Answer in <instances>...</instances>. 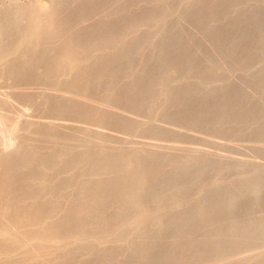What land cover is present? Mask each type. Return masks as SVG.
<instances>
[{"label":"rangeland","instance_id":"1","mask_svg":"<svg viewBox=\"0 0 264 264\" xmlns=\"http://www.w3.org/2000/svg\"><path fill=\"white\" fill-rule=\"evenodd\" d=\"M16 43L0 63V264H264V0H0V54ZM211 179L221 206L228 195L252 204L230 219L212 209L186 232L192 192ZM138 187L151 198L131 202ZM163 217L168 230L153 237ZM231 226L235 237L251 227L255 241L228 247Z\"/></svg>","mask_w":264,"mask_h":264},{"label":"bare ground","instance_id":"2","mask_svg":"<svg viewBox=\"0 0 264 264\" xmlns=\"http://www.w3.org/2000/svg\"><path fill=\"white\" fill-rule=\"evenodd\" d=\"M242 7H244V6H242ZM242 7H241V8H242ZM235 9H236V7H235ZM245 9H246V7H245ZM242 10H243V9H242ZM235 13H236V12H235ZM238 14H239V13H238ZM178 15H179V14H178ZM63 16H64V15H63ZM176 17H177V16H176ZM176 17H175V18H176ZM11 18H12V17H11ZM13 18H15V17H13ZM13 18H12V20L9 19V20H10L9 22H11L14 26H15V25H18V26H19V25H20V22H19L18 20L16 21V19L14 20ZM182 18H183V17H182ZM180 19H181V18H180ZM180 19H179V17H178V21H179V22H180ZM6 21H8V20H6ZM176 21H177V19H176ZM12 24H11V25H12ZM31 32H32V31H31ZM35 32H37V31L35 30ZM35 32H34V33H35ZM192 39H193V38H192ZM194 40H195V39H194ZM189 41H190L191 43L193 42V41H191V40H189ZM240 41H243V40L241 39ZM193 43H194V42H193ZM243 43H244V42H243ZM239 44H240V43H239V41H238V45H239ZM238 45H237V46L235 45V46L238 47ZM18 46H19V43H16L15 46H13V47H14L13 49H11V50L8 51V52H3V53H1V54H0V63L3 62V63H5V65H6V63H7V62H6V59L9 57L10 54H12V53H14V52L17 51ZM241 46H242V45H241ZM241 46H240V47H241ZM240 47H239V48H240ZM10 56H11V55H10ZM197 57H198V56H196V58H197ZM3 63H2V64H3ZM8 63H9V62H8ZM8 65H9V64H8ZM24 66H25V65H24ZM24 66H23V67H24ZM3 67H4V64H3ZM25 67H26V66H25ZM25 67H24V68H25ZM190 67H191V66H190ZM190 67H188V68H190ZM24 68H23V69H24ZM191 68H192V67H191ZM18 70H19V68H18ZM25 70H26V68H25ZM21 71H23V70H21ZM17 72H18V71H17ZM18 73H20V72H18ZM21 73H22V72H21ZM14 75H15V74H14ZM15 76H16V75H15ZM260 90H261V89H260ZM262 90H263V89H262ZM26 91L28 92V90H26ZM29 91H31V90H29ZM20 92H21V91H20ZM20 92H19V93H20ZM220 92H221V90H220ZM28 93H29V92H28ZM31 93H32V92H31ZM42 93H43V92H42ZM7 94H9V93H7ZM7 94H5V95H7ZM10 94H12V93H10ZM10 94H9V95H10ZM21 94H22V92H21ZM44 94H45V95H43V94H42V95H43L44 97H47L46 95H48V93L45 92ZM201 94H202V93H201ZM205 94H206V93H205ZM205 94H204L203 96H205ZM12 95H13V94H12ZM16 95H17V94H16ZM31 95H32V94H31ZM42 95H41V96H42ZM58 95H59V94H58ZM58 95H56L55 97H58ZM14 96H15V95H14ZM14 96H13V97H14ZM17 96H18V95H17ZM20 96H21V95H20ZM24 96H26V95L23 93V97H24ZM36 96H37V95H36ZM207 96H208V95H207ZM250 96H251V95H250ZM252 96H253V95H252ZM0 97H1V96H0ZM3 97H4V96H3ZM6 97H7V96H6ZM10 97H11V96H10ZM28 97H30V96H28ZM31 97H32V96H31ZM243 97H244V96H243ZM243 97H242V98H243ZM245 97H246V95H245ZM245 97H244V98H245ZM248 97H249V96H248ZM11 98H12V97H11ZM21 98H22V97H21ZM21 98H20V99H21ZM39 98H40V97H39ZM42 98H43V97H42ZM251 98H252V97H251ZM4 99H5V98H4ZM253 99H254V97H253ZM247 100H248V99H247ZM249 100H250V99H249ZM249 100H248V102L252 101V100H250V101H249ZM3 101H4V100H3ZM5 101H6V100H5ZM5 101H4V102H5ZM237 101H238V100H237ZM242 101H243V100H242ZM4 102H3V103H4ZM248 102H247V104H248ZM5 103H6V102H5ZM5 103H4V105H5ZM237 103H238V102H237ZM239 104H240V103H239ZM239 104H238V105H239ZM241 104H242V103H241ZM245 105H246V104H245ZM250 105H251V104H250ZM7 106H8V105H7ZM108 106H109V105H108ZM235 106H237V104H236ZM240 106H241V105H240ZM2 107H3V106H2ZM243 107H244V106H243ZM107 108H109V107H107ZM2 109H3V108H2ZM2 109L0 108V112H1ZM5 109H6V108H5ZM237 109H240V108L237 107ZM242 109H243V108H242ZM3 110H4V109H3ZM108 110H109V109H108ZM111 110H112V109H111ZM117 111H118V110H117ZM6 112H7V111H6ZM108 112H109V111H108ZM110 112H111V111H110ZM1 113H2V112H1ZM4 113H5V112H4ZM4 113H2V115H3ZM15 113H16V112H15ZM113 113H114V112H113ZM117 113H119V112H116V114H117ZM5 114H6V113H5ZM5 114H4V115H5ZM10 114H11V113H10ZM17 114H19V113H17ZM121 114H122V113H121ZM8 115H9V113L7 114V116H8ZM12 115H13V114H12ZM19 115H20V114H19ZM263 115H264V114H263ZM15 116H16V115H14V117H15ZM119 116H121V115H119ZM122 116H123V115H122ZM10 117H11V116H10ZM19 117H20V116H19ZM2 118H4V116H3ZM5 118H6V117H5ZM14 119H15V118H14ZM0 120H1V119H0ZM7 120H10V119H7ZM16 120H17V117H16ZM0 122H1V124H2V122H3V124L5 123V122L2 121V120H1ZM42 123H43V122H42ZM54 123H55V122H54ZM44 124H45V123H44ZM48 124H49V122H48ZM48 124H45V125H48ZM59 124H60V123H59ZM51 125L53 126L54 124H51ZM63 125H64V124H63ZM78 125H79V124H78ZM49 126H50V125H49ZM49 126H47L48 129H49ZM60 126L62 127L61 124H60ZM60 126L58 125V122H57V124H55L54 127H56L57 130H58V128H59ZM45 127H46V126H45ZM54 127H53V128H54ZM61 127H60V128H61ZM68 127H69V126H68ZM68 127L66 126V128H68ZM64 128H65V126H64ZM50 129L53 131L55 128L52 129V127H51ZM50 129H49V130H50ZM59 130H60V129H59ZM62 130H63V129H62ZM64 130H65V129H64ZM99 132H100V131H99ZM94 139H95V138H94ZM94 139H93V138H92V140H89V139L85 140V139H84V142L82 141V142H83V145H82V146H83V147L85 146V147L88 148V149H89V148L91 149L92 147H96V146H94V145H95L94 143H96V142H93ZM96 139H97V138H96ZM96 139H95L94 141H96ZM79 141H80V140H79ZM77 142H78V141H77ZM82 142H81V143H82ZM74 143H75V142H74ZM78 143H79V142H78ZM101 143H102V142H101ZM137 144H138V143H137ZM72 145H74V144H72ZM78 145H79V144H78ZM96 145H97V143H96ZM105 145H106V144H105ZM113 145H115V144L113 143ZM116 145H117V144H116ZM122 145H123V144H122ZM74 146H75V145H74ZM80 146H81V145H80ZM82 146H81V147H82ZM149 146H150V145H149ZM152 146H153V145H152ZM155 146H156V145H155ZM157 146H158V145H157ZM76 147H77V146H76ZM105 147H106V146H105ZM105 147H103V148H105ZM107 147H110V148L112 147V150H114V151L118 150V148H117L118 146L115 147V146H112V145H110V146L107 145ZM119 147H120V146H119ZM121 147H122V146H121ZM121 147H120V149H121ZM137 147H138V146H137ZM159 147H160V146H159ZM110 148H109V149H110ZM125 148H126V147H125ZM127 148H129V146H127ZM140 148H141V150H142V147H140ZM147 148H148V147H147ZM147 148H146V149H147ZM150 148H151V149L148 148V150H149V151H153V152H152L151 154H150V153H149V154L147 153V155H146L147 157H152L151 155H152L153 153H154V155L157 154V153L155 154V150H154L155 147H150ZM161 148H162V147H161ZM27 149H28V148H27ZM92 149H93V148H92ZM132 149H133V147H132ZM144 149H145V147H144ZM144 149H143V150H144ZM162 149H163V148H162ZM172 149H173V148H172ZM254 149H255V148H254ZM257 149H258V148H257ZM110 150H111V149H110ZM123 150H124V149H123ZM134 150H135V149H134ZM141 150H140V151H141ZM173 150H174V149H173ZM102 151H103V150H102ZM104 151H105V155H107V154H106V151H107V150H104ZM124 151H125V150H124ZM126 151H127V150H126ZM149 151H147V152H149ZM158 151H159V150H158ZM176 151H177V150H176ZM28 152H29V151H28ZM89 152H90V151H89ZM98 152H99V151H98ZM109 152H110V151H109ZM118 152H119V150H118ZM120 152H121V151H120ZM120 152H119V153H120ZM135 152H136V150H135ZM156 152H157V148H156ZM162 152H163V150H162ZM173 152H174V151H173ZM63 153H64V152H63ZM86 153H87V152H86ZM107 153H108V152H107ZM137 153H138V152H137ZM142 153H143V152H142ZM144 153H145V152H144ZM159 153H160V152H159ZM174 153H175V152H174ZM174 153H173V154H174ZM82 154H83V153H82ZM116 154H117V153H116ZM145 154H146V153H145ZM173 154H172V155H173ZM198 154H199V153H197V154L195 153L194 155H190V158H188V160L186 161L187 164L190 165L189 163L192 162L191 159H192V160H193V158L196 159L197 156H198ZM26 155H27V154H26ZM29 155H30V154H29ZM112 155H113V154H112ZM114 155H115V154H114ZM166 155H168L167 152H166ZM169 155H171V154L169 153ZM169 155H168V156H169ZM172 155H171V156H172ZM174 155H175V154H174ZM17 156H18V155H17ZM17 156H16V157H17ZM24 156H25V155H24ZM109 156H111V155H109ZM146 156H145V157H146ZM191 156H192L193 158H192ZM195 156H196V157H195ZM199 156H200V155H199ZM21 157H23V156H21ZM26 157H27V156H26ZM153 157H154V156H153ZM28 158H30V156H29ZM222 158H224V157H222ZM143 159H144V158H143ZM150 159H151V158H150ZM225 159H226V158H225ZM16 160H20V161H21V158H19V159L17 158ZM25 160H26V158H25ZM235 160H236V159H235ZM235 160H233V161H235ZM240 160H241V159H240ZM17 162H18V161H17ZM17 162H16V163H17ZM30 162H32V161H30ZM193 162H194V161H193ZM208 162H209V161H208ZM242 162H243V161H242ZM19 163H22V161H21V162H18V164H19ZM23 163H24V162H23ZM23 163H22V164H23ZM215 163H216V162H215ZM227 163H228V162H227ZM234 163L237 164L238 162H234ZM240 163H241V162H240ZM243 163H244V162H243ZM18 164H17V165H18ZM25 164H27V163H25ZM129 164H130V163H129ZM129 164H128L127 167L132 168V167L129 166ZM131 164H132V163H131ZM131 164H130V165H131ZM184 164H185V163H184ZM184 164H183V165H184ZM191 164H192V163H191ZM245 164H246V163H245ZM248 164H249V161H247V165H248ZM15 165H16V164H15ZM251 165L253 166V163H252ZM251 165H250V166H251ZM23 166H24V165H23ZM25 166H26V165H25ZM28 166H29V165H28ZM28 166H27V167H28ZM132 166H133V165H132ZM228 166H229V164H228ZM15 167H16V166H15ZM123 167H124L125 169L123 168L122 170H124V171H125V170L127 171V169L129 170V168H127L126 166H123ZM221 167L223 168V167H225V166H221ZM226 167H227V166H226ZM16 168H18V167H16ZM23 168H24V167H23ZM228 168H229V167H228ZM19 170H20V167H19ZM222 170H223V169H222ZM124 171H123V173H125ZM223 171H225V170H223ZM15 172H16V171H14V173H15ZM128 173H129V172H128ZM151 173H152V172H151ZM223 173H225V172H223ZM148 174H149V172H148ZM105 175H106V174H105ZM107 175H108V174H107ZM185 175H186V174H185ZM138 176H139L138 179H137V181L139 182L138 184L141 183V185H142L143 182L145 183L144 180H145V179L147 180V178H145V176H150V175H147V174H141V175H140V174H139ZM151 176H152V174H151ZM15 177H16V176H15ZM136 177H137V176H136ZM152 177H153V176H152ZM173 177H174V176H173ZM185 177H186V176H184L183 179H184ZM188 177H189V176H188ZM188 177H186V178H188ZM110 178H111V177H110ZM181 178H182V177H181ZM8 179H9V177H8ZM105 179H106L107 181L110 180L109 178H105ZM108 179H109V180H108ZM175 179H176V178H175ZM238 179H239V178H238ZM148 180H149V179H148ZM148 180H147V181H148ZM185 180H186V179H185ZM241 180H242V179H241ZM255 180H257V182H258L257 189L259 190V189H260V186H259V185H263L262 183H264V170L261 171V172H260V171L258 172L257 178H256ZM7 181H8V180H7ZM100 181H101V179H100ZM137 181H136V182H137ZM142 181H143V182H142ZM166 181H167V179H166ZM170 181H171V180H170ZM181 181H182V180H181ZM105 182H106V181H105ZM162 182H163V181H162ZM5 183H6V182H5ZM146 183H147V182H146ZM169 183H170V182H169ZM182 183H183V182H182ZM6 184H7V183H6ZM101 184H102V183H101ZM106 184H107V183H106ZM171 184H172V181H171ZM218 185H219V183H218L217 180H215V179H211L210 182H209L205 187H203L202 189H195V190L192 192L193 199H192V201H191V203H190V205H189V206L191 207V211L193 212L192 215H189L188 217H183V218L179 217V218L182 219L181 223H183V225H182L183 228H184L183 230L188 229V230H190V231L195 230V232H197V231H196V230L198 229L197 227L202 226V225H201V224L203 223L202 221H205V222H206L207 217H204V216H206V215L209 213V211H211V213H214V211L216 212V210H217V212H218L223 218H225V219H230V218H232V216L238 211L239 206H241V205H243V206H249V205L252 204L253 198H251V197H249V198H243V196L240 197V196H238V195H237L236 197H234V195L230 197V195L227 194V195L229 196V199H228L227 196H225L226 199H228V201H227V203H226V206H224V207L221 206V203H220L219 201L215 200V198H214L218 193H221V192H219V190H220L221 188H220ZM135 186H136V185H135ZM255 186H256V185H255ZM255 186H254V187H255ZM139 187H141V186L139 185ZM139 187H138L136 190L134 189L135 192H132V193L129 192V193H130L129 199H130L131 202H140L141 200L143 201V199L145 200L146 196H149V195H147V193H144V189H140ZM143 187H144V186H143ZM181 187H182V185H181ZM141 188H142V187H141ZM179 189H180V188H179ZM255 190H256V189H255ZM18 192H19V191H18ZM13 193H14V192H13ZM122 193H123V192H122ZM256 193H258V191H256ZM256 193H255V194H256ZM1 194H2V193H1ZM14 194H15V193H14ZM14 194H13V195H14ZM145 194H146V195H145ZM19 195H20V194H19ZM126 195H127V191H126ZM22 196H23V195H22ZM27 196H29V195H27ZM104 196H105V195H104ZM104 196H103V197H104ZM23 197H24V196H23ZM119 197H120V196H119ZM125 197H126V196H125ZM218 197H219V196H218ZM104 198H106V199H103V198H102L103 200L101 201V204L99 203L100 207H101L102 205H105V204L108 202V200H110V198L107 199L106 196H105ZM149 198H151V197L149 196ZM216 199H217V197H216ZM223 199L226 200L225 198H223ZM130 201H129V202H130ZM146 201H149L148 198H147ZM220 201H221V200H220ZM109 202H110V201H109ZM127 202H128V201H127ZM131 202H130V203H131ZM27 204H28V203H27ZM31 204H32V203H30L29 205H31ZM118 204H119V203H118ZM127 204H128V203H127ZM106 205H107V204H106ZM107 206H108V205H107ZM122 206H123V205H122ZM124 206H126V205H124ZM127 206H128V205H127ZM9 207H10V206H9ZM31 207H32V205H31ZM103 207H104V206H102V210H103ZM119 207H120V206H119ZM2 209H3V208L1 207L0 210H2ZM4 209H6V206H4ZM14 209H15V207H14ZM52 209H53V208H52ZM212 209H213L214 211H212ZM18 210H19V209H18ZM20 210L22 211L23 209H20ZM117 210H118V209H117ZM3 211H4V210H3ZM5 211H6V210H5ZM14 211H15V210H14ZM14 211H13V212H14ZM21 211H20V214H21ZM25 211H28V212H29L30 209L28 210V207H27V210H25ZM31 211H32V210H31ZM31 211H30V213H31ZM44 211H46V210H44ZM44 211H43V212H44ZM7 212H9L8 209H7ZM10 212H11V211H10ZM41 212H42V211H41ZM41 212H40V216H41ZM47 212H48V211H47ZM155 212H158V211H155ZM217 212H216V214H218ZM14 213H15V212H14ZM17 213H19V212H17ZM114 213H116V212H114ZM117 213H118V211H117ZM0 214H1V213H0ZM6 214H7V213H6ZM10 214H11V213H10ZM15 214H16V213H15ZM15 214H13V215L15 216ZM36 214H37V213H36ZM50 214H51V213H50ZM120 214H122V213H120ZM159 214H160V213H159ZM162 214H163V213H162ZM205 214H206V215H205ZM23 215H24V214H23ZM31 215H32V214H31ZM33 215H34V213H33ZM38 215H39V214H38ZM46 215H47V214H46ZM46 215H45V216H46ZM115 215H116V214H115ZM163 215H164V214H163ZM172 215L175 216L176 218H178V217H177V215H178V211H177V209H176L174 212H172L171 216H172ZM14 216H13V217H14ZM20 216H21V215H20ZM24 216L26 217V215H24ZM121 216H122V215H121ZM157 216H159V215L157 214ZM17 217H19V216H17ZM35 217L37 218V216H35ZM35 217H33V218L36 219ZM164 217H165V216H164ZM164 217H163L162 220L160 219V222H159L158 224H155V223H156V222H155V223H154L155 225H153V228H151V231L153 232V233H152V234H153V237H154V234H156V237H157V235H158V237H159V234L161 235L162 232H164V231L167 232V231H166V229H167L166 227H168V226H166V225L164 224L165 222H163V221H164ZM14 218H15V217H14ZM22 218H23V217H22ZM33 218H32L31 220H34ZM39 218H41V217H39ZM45 218H46V217H45ZM49 218H50V217H49ZM119 218H121V217L119 216ZM172 218H174V217H172ZM208 218H209V217H208ZM16 219H17V218H16ZM26 219H27V218H26ZM29 219H30V218H29ZM29 219H27V222L30 221ZM205 219H206V220H205ZM20 220H21V219H20ZM39 220H41V219H39ZM42 220H44V222H45V219H44L43 217H42ZM116 220H118V219H116ZM14 221H15V220H14ZM17 221H18V220H17ZM17 221H16V222H17ZM3 222H4V221H3ZM12 222H13V221H12ZM20 222H21V221H20ZM53 222H54V221H53ZM207 222H208V221H207ZM25 223H26V222H25ZM25 223H24V224H25ZM32 223L34 224L35 222L32 221ZM54 223H55V222H54ZM84 223H85V222H84ZM129 223H131V222H129ZM129 223H128V224H129ZM251 223H252V222H251ZM6 224H7V223H6ZM6 224H5V225H6ZM18 224H19V223H18ZM18 224H17V225H18ZM253 224H255V223H253ZM3 225H4V224H3ZM15 225H16V224H15ZM17 225H16V226H17ZM19 225H20V224H19ZM26 225H28V223H27ZM29 225H30V223H29ZM35 225H36V224H35ZM35 225H34V226H35ZM37 225H38V223H37ZM46 225H47V224H46ZM81 225H82V224H81ZM126 225H127V222H126ZM126 225H125V226H126ZM20 226H21V225H20ZM30 226H31V225H30ZM47 226H48V225H47ZM127 226H128V225H127ZM131 226H132V225H131ZM147 226H148V225H147ZM147 226H146V227H147ZM182 226L180 225V229H182ZM233 226H234V223H233ZM233 226H231V227L229 228V231H230V232L227 230L228 233H229L228 247H229V246L231 247L232 243H233V242H236V241H235L236 239H237V241H238V239H239V237H240V235H238V232H239V234H241V237H240L241 239H239V241H242L244 245H245L246 243L249 244V242H251V238H254V241H255L256 238H255V237H251V236L254 234V233L252 234V232L250 231L251 227H250L249 230H247V229H246V231L243 230V234H242V230H241V233H240V231H239L240 228L237 229V230H238L237 235H238L239 237H237V236L235 237V232H236V231H235V229H234V233H233V231H232ZM251 226H253V225H251ZM14 227H15V226H14ZM18 227H19V226H18ZM18 227H17V228H18ZM32 227H33V226H32ZM32 227H31V228H32ZM36 227H37V226H36ZM48 227H50V226H48ZM54 227H55V226H54ZM54 227H53V228H54ZM82 227H83V226H82ZM122 227H123V226H122ZM139 227H140V226H139ZM235 227H237V225H235ZM2 228H3V227L0 226V230H1ZM4 228H5V230H6V227H4ZM17 228H16V229H17ZM20 228H21V227H20ZM31 228H30V230H31ZM40 228H41V227H40ZM43 228H44V227H43ZM53 228H52V229H53ZM85 228H87V227H85ZM129 228H130V226H129ZM136 228H138L137 225H136ZM141 228H142V227H141ZM148 228H149V227H148ZM200 228H201V227H200ZM10 229H11V228H10ZM12 229H13V228H12ZM28 229H29V228H28ZM47 229H48V228H47ZM49 229H50V228H49ZM52 229H51V230H52ZM120 229H121V228H120ZM125 229H126V228H125ZM134 229H135V227H134ZM139 229H140V228H139ZM142 229H143V228H142ZM146 229H147V228H146ZM5 230L2 229V232H4L5 234H7V232H6ZM83 230H84V229H83ZM105 230H106V229H105ZM118 230H119V228L117 229V231H118ZM127 230H128V229H127ZM127 230H126V231H127ZM132 230H133V229H132ZM167 230H168V229H167ZM251 230H252V229H251ZM8 231H9V230H8ZM12 231H13V230H12ZM16 231H17V230H16ZM21 231H22V229H21ZM32 231H33V233H34V227H33ZM37 231H39V228H37ZM37 231H36V232H37ZM43 231H44V230H43ZM54 231H55V230H52L53 233H54ZM84 231H85V230H84ZM130 231H131V229H130ZM139 231H140V230H139ZM185 231H186V230H185ZM40 232H41V231H40ZM45 232H47L46 229H45ZM65 232H66V231H65ZM65 232H64V233H65ZM106 232H107V230H106ZM121 232H122V231H121ZM137 232H138V231H137ZM165 232H164V233H165ZM186 232H187V231H186ZM253 232H254V226H253ZM4 233H3V236H5ZM33 233H32V234H33ZM43 233H44V232H43ZM53 233H51L52 236H54ZM126 233H127V232H126ZM131 233H132V232H131ZM144 233H147V232H144ZM197 233H198V232H197ZM14 234L17 235V233H15V232H14ZM30 234H31V233H30ZM38 234H39V233H38ZM116 234H117V233H116ZM123 234H124V232H123ZM132 234L134 235V233H132ZM142 234H143V233H142ZM148 234H149V233H148ZM148 234H147V236H149ZM195 234H196V233H195ZM203 234H205V233H203ZM217 234H218V233H217ZM26 235H27V234H26ZM42 235H43V234H42ZM45 235H46V234H45ZM47 235H48V234H47ZM55 235H56V233H55ZM57 235H58V234H57ZM57 235H56V237H57ZM94 235L97 237L98 234H97V235L94 234ZM125 235H126V234H125ZM130 235H131V234H130ZM1 236H2V235H1ZM7 236H8V235H7ZM19 236H20V235H19ZM28 236H30V235H28ZM43 236H44V235H43ZM58 236H59V235H58ZM82 236H83V235H82ZM82 236H81V237H82ZM86 236H87V232H86ZM86 236H85V238H86ZM119 236H120V235H119ZM119 236H116V237H119ZM121 236H122V235H121ZM211 236H212V241L217 240V236H218V235H217V236L215 235L214 238H213V234H212ZM255 236H257V235H256V232H255ZM5 237H6V236H5ZM8 237H9V236H8ZM12 237H13V236H12ZM76 237H77V236H76ZM102 237L104 238L103 235H102ZM124 237H125V236H124ZM258 237L260 238L261 236L259 235V236H257V238H258ZM20 238H21V236H20ZM23 238H24V237H23ZM31 238H32V237H31ZM31 238H29V239L32 241L33 238H32V239H31ZM39 238H40V236H39ZM50 238H51V237H50ZM52 238H53V237H52ZM68 238H69V237H68ZM70 238H71V235H70ZM100 238H101V237H100ZM100 238H98V239H100ZM61 239H62V236H61ZM65 239H66V238L64 237V241H65ZM86 239H87V238H86ZM120 239H121V238H120ZM127 239H128V237H127ZM202 239H203V238H202ZM202 239H201V240H202ZM204 239H206V238H204ZM204 239H203V241H204ZM260 239H261V238H260ZM21 240H22V239H21ZM21 240H20V241H21ZM24 240H25V239H24ZM24 240H23V241H24ZM26 240H28V237L26 238ZM35 240H36V238H35ZM77 240H78L77 238L74 239V241H77ZM124 240H125V239H124ZM207 240H209V239H206L205 241H207ZM10 241L12 242V240H9V239H8V243H9V244H10ZM33 241H34V240H33ZM37 241H38V239L36 240V243H37ZM52 241H53V240H52ZM70 241H71V240H70ZM79 241H80V240H79ZM95 241H98V240H95ZM104 241H105V240H104ZM113 241H114V240H113ZM117 241H118V239H117ZM121 241H122V239H121ZM17 242H18V241H17ZM45 242H46V240H45ZM54 242H55V241H54ZM72 242H73V238H72ZM81 242H82V241H81ZM81 242H80V243H81ZM98 242H99V241H98ZM100 242H102V240H101ZM106 242H107V239H106L105 243H106ZM110 242H111V241H110ZM258 242H259V241H258ZM1 243H2V242H1ZM6 243H7V242H6ZM13 243H14V242H13ZM24 243H26V242L24 241ZM36 243H35V244H36ZM55 243H56V242H55ZM58 243H59V242H58ZM58 243H57V244H58ZM68 243H69V242H67V244H68ZM74 243H75V242H74ZM94 243H95V242H94ZM119 243H120V241H119ZM200 243H201V242H200ZM200 243H199V244H200ZM256 243H257V241H256ZM11 244H12V243H11ZM11 244H10V245H11ZM27 244H28V243H27ZM31 244H32V243H31ZM33 244H34V242H33ZM35 244H34V248H35ZM47 244H48V242H47ZM57 244H54V243H53V245H57ZM59 244H60V243H59ZM71 244H72V243H71ZM75 244H77V242H76ZM108 244H109V243H108ZM110 244H111V243H110ZM175 244H176V243H175ZM175 244H174V245L171 244V247L167 248V252H166V254H169V255L171 254V255H172V254H174L177 250H179V249H178V246L175 245ZM19 245H20V244H19ZM21 245H23V247H24V244H21ZM21 245H20V246H21ZM29 245H30V244H29ZM45 245H46V244H45ZM48 245H49V244H48ZM72 245H73V244H72ZM72 245H71V246H72ZM81 245H82V244H81ZM81 245H80V246H81ZM116 245H117V244H116ZM193 245H194V244H193ZM211 245H212V244H211ZM236 245H237V244H236ZM239 245H241V243H240ZM12 246H13V244H12ZM27 246H28V245H27ZM27 246L25 247V248H26L25 250H27V248H28ZM38 246H39V245H38ZM42 246H43V245H42ZM58 246H59V245H58ZM58 246H57V247H58ZM60 246H61V245H60ZM60 246H59V247H60ZM78 246H79V244H78ZM80 246H79V247H80ZM100 246H101V245H100ZM102 246H103V245H102ZM207 246H208V243H207V245H206L205 248H207ZM209 246H210V243H209ZM209 246H208V248H209ZM7 247H8V246H7ZM21 247H22V246H21ZM39 247H41V246H39ZM73 247H74V246H73ZM76 247H77V246H76ZM103 247L106 248L105 246H103ZM113 247H114V248H113ZM113 247H112V251H111V250H110V251H111V252H114L115 255H116V253L119 254V251H121L120 248H119L120 246H113ZM121 247L123 248V246H121ZM238 247H239V246H238ZM241 247H242V246H241ZM244 247H245V246H244ZM37 248H38V247H37ZM46 248H47V246H46ZM49 248H50V247H49ZM51 248H52V250H53V247H52V246H51ZM93 248H94V247H93ZM95 248H96V247H95ZM188 248H189V247H188ZM208 248H207V251H208ZM242 248H243V247H242ZM14 249H15V246H14ZM39 249H40V248H39ZM58 249H59V248H58ZM63 249H64V246H63ZM81 249H82V248H81ZM123 249H124V248H123ZM190 249H192V248H190ZM196 249H197V248H196ZM2 250H3V249H1V251H2ZM6 250H7V249H6ZM11 250H12V249H11ZM21 250H22V249H21ZM23 250H24V248H23ZM41 250H42V249H41ZM44 250H45V249H44ZM78 250H79V248L77 249V251H78ZM101 250H102V249H101ZM104 250H105V249H104ZM106 250H107V249H106ZM209 250H210V249H209ZM3 251H4V250H3ZM18 251H19V250H18ZM18 251H17V252H18ZM30 251H32V250H30ZM36 251H37V250H35V252H36ZM38 251H39V250H38ZM38 251H37V252H38ZM47 251H48V250H47ZM53 251H54V250H53ZM59 251H60V250H59ZM75 251H76V249H75ZM123 251H124V250H123ZM127 251H128V250H127ZM131 251H132V250H131ZM204 251H206V250H205L202 246H200L199 249L195 250L197 256H198V255H199V256H200V255H201V256H202V255H205L207 252L205 253ZM8 252H9V251H8ZM8 252H7V254H8ZM15 252H16V251H15ZM25 252L27 253V251H25ZM43 252H44V251H43ZM55 252H56V250H55ZM65 252H66V251H65ZM84 252H85V251H84ZM84 252H83V253H84ZM102 252H103V250H102ZM124 252H126V251H124ZM203 252H204V253H203ZM12 253H13V252H11V254H12ZM20 253H22V252H20ZM32 253H34V251H33ZM49 253H50V252H49ZM53 253H54V252H53ZM83 253H82L80 256H82ZM121 253H122V251H121ZM128 253H129V252H128ZM131 253H132V252H131ZM192 253L194 254L193 249H192ZM2 254H3V253H2ZM4 254H5V252H4ZM7 254H6V255H7ZM11 254H8V256H9V255L11 256L10 260L12 259V255H11ZM23 254H24V257H25V253H23ZM41 254H42V252L40 251V253H39L38 255L42 256ZM44 254L46 255V252L43 253V255H44ZM51 254H52V253H51ZM57 254H59V253H57ZM65 254H66V253H65ZM87 254H88V252H87ZM196 254H195V255H196ZM16 255H17V254H16ZM16 255L13 256L14 260H15V256H16ZM19 255L21 256L22 254H19ZM29 255H30V254H29ZM35 255H36V254H35ZM45 255H44V257H45ZM54 255H55V254H54ZM63 255H64V254H63ZM73 255H74V254H73ZM91 255H92V254H91V252H90V255H89V256H91ZM195 255H194V256H195ZM51 256H52V255H51ZM1 257H2V256H1ZM1 257H0V258H1ZM5 257H6V256H5ZM24 257H21V258L24 259ZM26 257H27V256H26ZM29 257H30V256H29ZM52 257H53V256H52ZM69 257H70V256H69ZM73 257H74V256H73ZM73 257H72V258H73ZM146 257H147V256H146ZM146 257H144V258H146ZM3 258H4V257H3ZM7 258H8V257H7ZM17 258H18V256H17ZM27 258H28V257H27ZM31 258H32V255H31ZM33 258H34V257H33ZM81 258L84 259L85 257H81ZM53 259H54V258H53ZM1 260H2V259H1ZM4 260H5V259H4ZM17 260H18V262H19V259H17ZM51 260H52V258H51ZM51 260H49V261L51 262ZM87 260H88V255H87ZM8 261H9V260L7 259L6 264H7ZM12 261H13V260H12ZM145 261H146V260H145ZM3 262L5 263V261H3ZM9 262H10V261H9ZM15 262H17V261H15ZM15 262H14V263H15ZM22 262H23V264H24V260H23ZM22 262H21V263H22ZM25 262H26V261H25ZM30 262H32V261H30ZM54 262H56V261L54 260ZM78 262H80V261H78ZM1 263H2V261H1ZM14 263H13V264H14ZM34 263H35V260H34ZM34 263H33V264H34ZM85 263H86V262H85ZM85 263H84V264H85ZM10 264H11V263H10ZM36 264H37V262H36ZM38 264H40V263L38 262ZM57 264H58V263H57ZM61 264H62V263H61ZM80 264H81V263H80Z\"/></svg>","mask_w":264,"mask_h":264}]
</instances>
